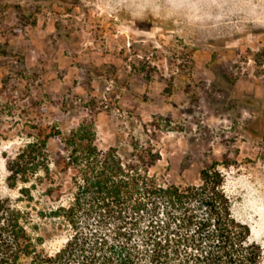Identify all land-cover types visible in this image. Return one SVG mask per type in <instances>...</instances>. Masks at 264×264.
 I'll list each match as a JSON object with an SVG mask.
<instances>
[{
  "label": "rangeland",
  "instance_id": "rangeland-1",
  "mask_svg": "<svg viewBox=\"0 0 264 264\" xmlns=\"http://www.w3.org/2000/svg\"><path fill=\"white\" fill-rule=\"evenodd\" d=\"M85 118L125 160L151 145L165 184H200L217 162L264 262V0H0V201L30 212L35 244L17 264L54 255L72 231L39 214L57 207L45 188L30 200L20 189L33 179L10 184L11 162L31 125L68 133ZM71 175L55 178L62 203Z\"/></svg>",
  "mask_w": 264,
  "mask_h": 264
},
{
  "label": "trees",
  "instance_id": "trees-1",
  "mask_svg": "<svg viewBox=\"0 0 264 264\" xmlns=\"http://www.w3.org/2000/svg\"><path fill=\"white\" fill-rule=\"evenodd\" d=\"M31 128L11 162L10 184L33 179L20 189L30 200L34 189L45 188L57 207L39 214L72 231L60 251L35 264H264L250 227L233 215L217 162L201 170L200 184H165L151 173L160 159L151 145L135 144L138 153L125 160L116 146L98 147L94 119L68 133L38 123ZM51 139L59 142L57 152L48 149ZM70 172L69 199L62 203L63 185L55 178ZM29 220V211L0 201V264H17L35 251Z\"/></svg>",
  "mask_w": 264,
  "mask_h": 264
}]
</instances>
